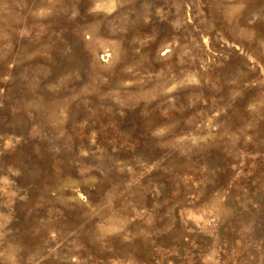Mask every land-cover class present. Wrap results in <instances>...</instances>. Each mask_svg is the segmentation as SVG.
Here are the masks:
<instances>
[{
	"label": "rangeland",
	"instance_id": "obj_1",
	"mask_svg": "<svg viewBox=\"0 0 264 264\" xmlns=\"http://www.w3.org/2000/svg\"><path fill=\"white\" fill-rule=\"evenodd\" d=\"M0 264H264V0H0Z\"/></svg>",
	"mask_w": 264,
	"mask_h": 264
}]
</instances>
